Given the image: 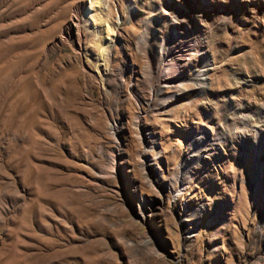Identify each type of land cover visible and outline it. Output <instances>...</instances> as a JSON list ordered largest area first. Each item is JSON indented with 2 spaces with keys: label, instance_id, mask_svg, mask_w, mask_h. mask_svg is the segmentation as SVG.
I'll use <instances>...</instances> for the list:
<instances>
[{
  "label": "rangeland",
  "instance_id": "1",
  "mask_svg": "<svg viewBox=\"0 0 264 264\" xmlns=\"http://www.w3.org/2000/svg\"><path fill=\"white\" fill-rule=\"evenodd\" d=\"M160 3L0 0V264H264V17L158 80Z\"/></svg>",
  "mask_w": 264,
  "mask_h": 264
},
{
  "label": "bare ground",
  "instance_id": "2",
  "mask_svg": "<svg viewBox=\"0 0 264 264\" xmlns=\"http://www.w3.org/2000/svg\"><path fill=\"white\" fill-rule=\"evenodd\" d=\"M154 13L150 23L156 27L148 33L158 45L155 74L158 80H164L166 73H173L172 80L177 82L188 69L199 67L194 71L199 79L207 71V30L200 20L224 18L233 24H246L247 29L255 24L259 27L264 17V0H162ZM109 42L111 39L105 44Z\"/></svg>",
  "mask_w": 264,
  "mask_h": 264
}]
</instances>
